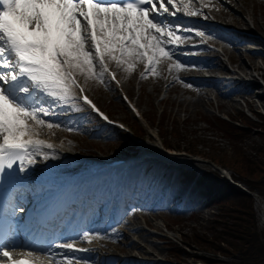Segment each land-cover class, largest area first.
I'll return each mask as SVG.
<instances>
[{"label":"snow or ice","instance_id":"6c2138e0","mask_svg":"<svg viewBox=\"0 0 264 264\" xmlns=\"http://www.w3.org/2000/svg\"><path fill=\"white\" fill-rule=\"evenodd\" d=\"M178 13L200 14L183 0L180 7L175 0H0V174L13 169L17 161L20 171H25L23 163L26 159L31 163L33 149L53 147L32 138L36 125L53 127L54 122L43 119L56 114L53 106L79 98L99 112L87 95L77 97L76 89L84 92L77 74L85 82L105 83L106 75L116 80L109 71L110 61L117 67L126 65L125 71L131 73L139 59L146 61L142 75L147 78L161 57L171 59L172 48L180 40L176 33L183 26L157 16L177 17ZM15 247L31 248L0 241V258L25 264L12 260L5 250ZM57 247L70 251L75 245L52 243L31 251L54 259L52 249ZM61 264H72V259L65 254Z\"/></svg>","mask_w":264,"mask_h":264},{"label":"rangeland","instance_id":"374dc122","mask_svg":"<svg viewBox=\"0 0 264 264\" xmlns=\"http://www.w3.org/2000/svg\"><path fill=\"white\" fill-rule=\"evenodd\" d=\"M240 5H243L247 9V13H253L255 22L250 18L245 22L246 15L238 10L237 6L234 7V5L228 8L224 6L219 8L218 15H222L223 8L227 10L232 9L239 25L249 31L257 30L264 33V0H240ZM230 18L224 16V19L228 20ZM258 32V36L264 38V34L260 32L262 36ZM247 46L252 47L254 45L248 44ZM211 56L215 57L214 55ZM256 56L257 58L247 54L240 57L237 53L234 54L236 67L244 61H247L244 64H249V59L251 58L261 68L258 73H254L256 75L257 86L253 88L251 96H248L246 100H241L236 95L233 96L232 99L236 100L238 98V104L227 109L217 105L216 96L215 98L211 96L212 103L209 105H193L191 101H197L196 97L183 93V88L179 86H168L167 88L168 83L166 82L157 81L158 84L156 85L154 75L148 76L141 82H139L136 73L132 74V76L123 75L121 79H123L125 91L130 97L131 102L137 104L139 112L145 119L146 129L134 119L133 114L129 111L117 90L112 91L106 84L100 83L96 79L85 82L82 75L79 74V77L87 92L93 96L104 111L113 119L124 122L131 129L134 130L135 128L140 138L145 140V142L152 141L154 144L159 145L161 139L165 145L177 147L181 151L185 150L190 154L198 156L197 158L188 159L194 160L193 165L199 174L202 171H207L217 173L221 177V175L223 176L222 171L227 176L232 175L234 178V172L237 170L235 168L237 164H234V160L237 156L242 154L253 155L252 139L247 138L241 144L235 145L234 141L230 140V133L226 130V127L222 126L219 120L225 118L239 120V118L242 119L243 115L250 117L251 120H255L256 113H264V96H261L264 93V61L260 60L258 55ZM223 64L229 67L226 61ZM119 68L120 73L123 74L125 68L123 66ZM174 73L176 72L174 71ZM182 73L192 74L188 70ZM180 74L176 77L177 81ZM257 74L263 75L262 81ZM181 84H185V82L181 81ZM190 85H185L184 89L190 87ZM195 87V85L192 86V88ZM166 88L169 90L165 91ZM180 100H185L184 106L180 104ZM56 111L59 112V110ZM57 114H61V118H54L49 121L54 122L53 127L48 128L47 124H45L46 126L39 133L41 136L44 135L45 138L52 139L56 146L68 148V152L75 159H85L88 161L93 158L92 156H121L134 146V143L124 134H118L116 131L99 132L98 123L94 119H91L93 118L91 116L86 119H79V124H69V121L63 119V117L67 116L65 113L61 111V113ZM57 123L60 127L55 126ZM35 130L37 129L35 128ZM85 165V163H72L70 166L72 168H79ZM180 179L181 177L173 185L171 190L172 198H176L177 193L179 194L184 189V185L181 182L179 183ZM239 185L246 192H249L248 187L244 183ZM188 187V193L192 194H190L189 201L186 203V206L190 209L185 210V212L162 211L159 216H153L152 219L154 220H151V213L146 210H140L145 217L140 216L141 220L139 222L144 227L145 232L151 233V238L148 242H142L138 234L135 235L126 228H124L123 233L125 232L126 236L128 235L129 240L139 242L144 247L145 252H153V254L142 253V255L155 256L152 258L155 260L159 259V263L161 264H243L239 257H234L232 253H226L225 249L230 250L228 242L223 240L224 243L222 240H218L217 236L214 237L213 223L220 216V210L216 208V204H208L205 200V190L201 185L191 182ZM258 195L259 202H253V210L256 217L257 229L264 235V219L261 212L264 209V199ZM159 202V200L156 201V204ZM131 216L129 214L127 217L131 218ZM149 221L160 226L150 225ZM109 233H115V231H109ZM197 236L208 238V240L199 239V243H197L195 242V237ZM211 240L216 243L214 245H219L222 250L214 249L211 245ZM122 241L124 242V239ZM172 247L185 250L186 257L183 256L185 253H180L182 256L181 260H183H179L180 263L174 262L173 258L175 257L173 256ZM157 251L159 254H154ZM135 254L140 255L136 252ZM102 255L108 256L104 253H101ZM116 255V260H110V258L107 259L101 256H98L97 260L103 264L128 263V255L124 251H119ZM208 259H211L213 262H209ZM84 263L90 264L87 258H83ZM144 264H147V262H144Z\"/></svg>","mask_w":264,"mask_h":264},{"label":"bare ground","instance_id":"6f19581e","mask_svg":"<svg viewBox=\"0 0 264 264\" xmlns=\"http://www.w3.org/2000/svg\"><path fill=\"white\" fill-rule=\"evenodd\" d=\"M192 1V0H191ZM208 2V16H214V17H218L220 19H222L223 21H232V22H236L237 19L234 17V12L231 10H227L226 8L230 7L231 5H234V7L237 6V9L240 10L241 12H243L244 15H246V19L245 22L247 21L248 18L253 19L254 21V16L253 13H247V9L243 6L240 5V0H225L223 1V6L225 5L226 8H223V12L222 15H217L216 12L214 11L213 8V0H206ZM234 3V4H233ZM200 5V4H198ZM178 6L180 7L181 5L178 3ZM195 7V5H193V8ZM192 8V7H191ZM192 8V9H193ZM236 15V14H235ZM224 16L227 17H231L230 19H224ZM238 22V21H237ZM244 22V21H243ZM244 22V23H245ZM247 24V23H246ZM204 35L203 36H194V39H197L199 42H204V41H208V42H212V41H217L219 40V42H222V45H220V52L215 51L213 49L210 48H197V49H192L190 53H198L202 56H204V62H199V61H190L188 63H185L183 66H180L179 68H177L175 65L173 66V69H171L170 71H173L172 74L173 76H178V74L188 70L191 71L192 74L188 73L185 75H192L194 76L195 80L191 81L193 83H191L190 87H186L185 89L182 90L183 93H188L190 95H193L194 97L197 98V101H191L193 105H209L212 103V99L211 96H215L217 97L216 102L217 105H220L222 107H224L225 109L233 107L234 105L236 106V104H238V98L232 99L233 96H237L239 97V99L241 100H246V98H248V96H251V92L253 91V88L257 85L256 84V78L254 76V72H258L260 70V65L258 63H256L253 59H249V64L251 63V65L249 64H244L240 63L238 64L239 66L236 67V69L239 70L240 74L244 75L247 77V80L250 81V83H248L249 85H247L246 87H243L242 85L238 84V81L234 80V84L237 87L235 89L229 90V88L231 87L230 84L227 85V81L229 80H217V77L220 73V68L218 65V62L222 63L224 60H220V59H227L228 61L231 60L232 58H234V55H232L233 53H237L240 57L243 56V50L241 49V47L243 45H240L238 42V45H236L235 43L233 44H229V42H227V39H218L216 38L214 35H212L211 33L208 32V28L203 27L202 28ZM261 32V31H260ZM258 32V33H260ZM262 34H264L263 32H261ZM243 39L242 37L240 38ZM231 46V47H229ZM215 51L216 57L215 60H210L208 59V56L210 54H213V52ZM252 56H254L255 58H257L256 55H258L259 57H263L264 55L262 53H251ZM180 61V60H178ZM246 68V69H245ZM248 69V70H247ZM174 71L176 73H174ZM239 75V74H238ZM260 75V74H258ZM172 75H168L167 78H170ZM263 76V75H262ZM207 77V78H206ZM215 80V81H211V80ZM243 79V78H242ZM246 80H244L245 82ZM190 82V81H189ZM195 85L197 88L199 87V89L196 88H192V86ZM162 87V86H161ZM223 90H220L219 88H222ZM208 88V89H206ZM163 89V88H162ZM162 91V90H161ZM262 97L264 96L261 95ZM180 104H182L184 106L185 104V100H180ZM187 102V101H186ZM184 103V104H183ZM248 103V102H247ZM180 107V106H179ZM179 109V108H178ZM40 130H35V134L33 135V137L35 139H39V140H43L46 144H49L48 141H46V138L44 135H40L39 133ZM46 133V132H45ZM44 134V132H43ZM49 141H52V139L48 138ZM146 145H144L143 147H141L142 149H145L144 151H148L150 150V152H157L158 150H160L162 147L161 144L157 145L154 144L152 141H149L148 144L145 143ZM53 147L52 148H47L46 146L44 147H38V150L41 151L43 154L46 155V159L43 162H40V165H44V170L47 173H50L54 178H62L64 177L67 173L73 171V170H69V168H64L63 166H65V164L71 163V162H76V161H81L75 159L71 153H69V149H65L64 147H59L54 145V143L52 144ZM148 145V146H147ZM63 146V145H62ZM150 146V148H149ZM148 147V150H146ZM142 149H136L135 154H140L143 152ZM57 152V155H56ZM180 153L182 154V151H180ZM153 154V153H151ZM158 154V153H157ZM175 154H179V152H174L171 151L169 152L168 156H170L171 158H174ZM153 156H157V155H153ZM34 158H37V154L34 155ZM153 160L158 159L157 157H152ZM160 160L162 158H159ZM85 160V159H83ZM185 159H179L178 162ZM80 163V162H79ZM184 164V163H183ZM176 165V164H174ZM58 176V177H57ZM190 194L192 193H188L187 195V200L190 197ZM178 195V193H177ZM258 203V202H257ZM163 209H165L164 207L160 206L158 209L154 210L152 209L151 212L152 214L150 215L151 220L153 216H159L160 212L163 211ZM263 213V219H264V211H261ZM144 216V215H143ZM141 219L138 215H134L132 219H128V218H122L116 225L120 226L121 228H126L129 230V232H133V234H138L139 239L142 242H148L149 239L151 238V233H147L145 232V229L143 226H141V223L139 222ZM147 223V222H146ZM150 225H155L154 223H152L151 221L148 222ZM149 226V225H148ZM155 226H160L158 224H156ZM124 239V242L122 240ZM128 235L126 236V233L123 231L118 233V234H107L106 233V237L103 239V242L101 243L100 249H98V247H93L92 249V254H97L98 251L103 252L104 254H107L109 256H111V260H116L117 255L116 253L119 251H124L125 254H127L128 256V263L127 264H141V261H139L140 258H146L145 261L147 260H152L154 262H147V264H158L159 263V259L154 260L152 257L155 256H147V255H142V253H147V254H153V252H145L144 247H142L139 242L136 241H131L129 240ZM119 242V244H118ZM89 245V244H88ZM136 253H139L140 255H136ZM154 254H159L158 251L154 252ZM71 257V256H70ZM93 258V256H91ZM136 258H138V260H136ZM94 259V258H93ZM63 261V258H60V260L52 263L49 262V264H61V262ZM79 262V261H78ZM91 264L96 263V264H103L101 262H90Z\"/></svg>","mask_w":264,"mask_h":264},{"label":"trees","instance_id":"16d2710c","mask_svg":"<svg viewBox=\"0 0 264 264\" xmlns=\"http://www.w3.org/2000/svg\"><path fill=\"white\" fill-rule=\"evenodd\" d=\"M255 116V120L243 115L242 119L239 118L240 121L232 119L219 121L226 127L231 135L230 140L234 141L235 145L241 144L247 138L252 139L253 155L242 154L234 160V164H237L234 179L244 183L249 191L256 190L264 199V113L259 112ZM200 182L205 184L209 201L216 204V208L220 210V216L213 223V230L214 237L217 236L222 242H228L230 250L225 249L226 253L239 257L243 264H264V235L256 226L253 198L229 185L217 173L204 175ZM199 239L208 240L197 236L195 242L199 243ZM211 241L214 249L222 250L219 245H214L216 243L213 240ZM172 249L174 262L183 261L180 253H185V250L174 247ZM183 256L186 257V253ZM208 260L213 262L211 259Z\"/></svg>","mask_w":264,"mask_h":264}]
</instances>
